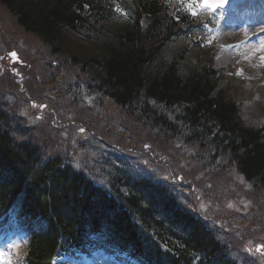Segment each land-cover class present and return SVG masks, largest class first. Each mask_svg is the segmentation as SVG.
Instances as JSON below:
<instances>
[{"label": "trees", "instance_id": "trees-1", "mask_svg": "<svg viewBox=\"0 0 264 264\" xmlns=\"http://www.w3.org/2000/svg\"><path fill=\"white\" fill-rule=\"evenodd\" d=\"M0 5L48 50L54 58L49 68L65 64L75 69L66 75L75 80V88L86 86L89 94L110 103L103 111L99 106L79 111L81 94L74 92L69 99L65 91L66 101L58 105L48 88L39 89L33 69L24 82L28 96L42 101L47 95L66 111L59 114L56 108L59 124L65 119L86 124L96 143L100 137L126 150L135 137L133 147L140 150L125 151L132 157L121 156L127 166L117 157L120 168L108 164L92 177L85 172L92 169L69 165L52 152L46 158L33 138L17 137L0 105V230L24 235L14 264H55L83 233H106L105 250L136 252L141 264H241L218 232L182 207L170 179L156 182L138 171L158 165L165 174L152 156L164 157L173 172L190 175L206 195L207 185L220 189L237 175L254 201L264 204V124H247L240 105L220 89L216 53L180 0H0ZM0 85L28 103L10 69ZM113 109L121 112L120 120H111ZM127 116L139 123L141 135L115 130ZM53 120L50 114L41 123L60 135ZM134 161L137 169L130 166ZM231 236L238 243L237 234ZM245 264L262 263L249 258Z\"/></svg>", "mask_w": 264, "mask_h": 264}, {"label": "rangeland", "instance_id": "rangeland-1", "mask_svg": "<svg viewBox=\"0 0 264 264\" xmlns=\"http://www.w3.org/2000/svg\"><path fill=\"white\" fill-rule=\"evenodd\" d=\"M197 3V6L199 5L198 7H200V9L205 8L204 3H202L201 0H197ZM242 8L244 7L242 6ZM225 19L226 22L223 20L220 21L221 33L219 38V41L224 42L225 45L221 44L222 46L219 47V52H217L218 55L215 57L214 62L216 69L220 71V73L222 72L223 75L222 82L219 87L220 89L229 92L228 94L230 95V97H232L234 101L240 105L245 122L251 126L260 128V126L264 124V67L260 66L259 62L261 59H263V57L258 54L257 57L252 58V54L250 52V50L252 49L251 47L232 50L231 47L234 46V44L242 42V40L247 37L248 33L252 29L242 30L239 24H233L231 27L232 29L230 30L224 24L226 23L228 25L229 19ZM260 27L264 28V26ZM226 36L231 37L233 41L223 40V38ZM79 46L81 48H84L82 44H79ZM223 48H225L226 51H224ZM12 50H16V52L18 53L17 64H21V66H23L25 65L24 62H26L27 64L32 66L29 67L28 65V67L20 69V72L23 74L24 79L28 78L26 76L29 69H33L31 72H33L34 74L35 72H38L39 77H37L36 80L39 89L44 91L46 88H48V92L51 95L53 93L54 97H57L58 105H62L63 103H65L66 98L63 100L62 95L65 91L70 92L69 99L75 98L74 92H79L81 94L83 102L82 104H77V109L79 111L85 110L87 106L93 108L99 106V108L103 111V109L106 108V104L110 103L106 100L102 101L98 96L89 94L86 86H82V88L79 89L75 88V80L66 76L68 75V71H72L75 69H72L68 65L66 67L65 64H63L62 67L57 66L56 69L62 68L59 70L49 68V63H51V60H53L54 58L49 57L50 55L48 53V50L43 47L40 41H38L33 35L27 34L20 28H18L16 26L15 19L6 11L4 7H2V5H0V54L5 55L4 61L6 66H16V64L12 65L11 58H8V54ZM65 68H67V70ZM0 79H3V74L0 75ZM41 79H45V81L41 82ZM30 81L31 80L26 81V84L29 88L31 86ZM23 84L25 85V83ZM42 101H47L50 104L53 112L49 111L48 115L51 114L54 119V113L57 108V106L54 105V101L51 99L47 100V95L43 97ZM0 105L5 108L4 109L2 107V110L6 112L8 116L13 120L15 131L17 133L19 132L17 137H19L20 139H22L23 137L29 139L33 138L41 148L42 152H47L46 158H49L50 152H52V156L61 155L66 158V163L69 165H73L77 168H83L85 170H87L86 168H90L98 171L99 168L100 170L106 168V163H110L112 165L116 163L117 160L114 157H120L121 163L123 165L127 166L128 164L127 159L129 158H127V156V159H123L113 150L109 151L105 148H102L100 150V147H98L99 144L96 143V140H93L94 135L92 133L90 134L88 130L83 127L84 125L86 126V124L84 123L82 124L81 122L74 121L78 123L71 125V128L68 130V132H66L64 128H61V131L63 130L62 134L60 131V135H55V133L47 129V126H44V123H36L34 121L39 115V112L37 110L35 111L31 106H28L26 101H19L17 94H10L6 91L3 92L2 85H0ZM57 109L59 114L66 113V111L62 113L61 109ZM112 111L113 112L111 113L114 116L111 117V120L115 121L114 118H116V116H118L120 120L121 112H118V109H113ZM97 120L101 121L99 118H97ZM50 122H53L52 126L55 128L57 121H55L54 119ZM64 122H67V119H65ZM124 122V125L126 127L123 125V123L121 125H118V123H116L115 130H118V132H120V135H127L128 137L134 133H136L137 135H141V129L138 122H131V120L128 119H125ZM106 124L107 123H104L105 129L107 131L112 130V128ZM17 128H19L20 130H17ZM56 128H58V126ZM133 139L135 140V137H133ZM133 139H131L130 142L127 143L129 146L137 145V141L135 143ZM94 145L95 147H93ZM71 150L75 151L73 155ZM130 166H134L133 168L137 169L135 162L130 163ZM95 170L89 171L90 173L95 175ZM161 170L163 169L161 168ZM161 170L159 168H149L147 171H145L144 169L138 171L139 174L143 176H148L150 174L149 177H152V179L156 182H160L164 181V178L161 176ZM85 172L90 175L87 171ZM130 175L132 177L135 176L132 173ZM217 180L218 179H213V181ZM229 183H233L236 189H241L236 198H232L230 196V194H232V191L229 189L234 188ZM244 187L245 186L241 185V180L237 176L235 177V181L230 180L229 182L224 183L223 188H220L218 190V195H220L223 200L208 201V207L206 208V210L207 212H210L211 210V212L208 213L209 216H211L213 214L212 210L216 209L219 211V209H224L223 213L225 215H227L228 212H231L228 216L229 220H231L233 224H236L241 229L248 228L249 231H260L257 233L264 234V204L259 201L258 204L254 203L253 200L248 201L246 197H244V192L242 191L244 190ZM169 188H171V185L169 186ZM177 189L178 187L173 186L171 188V191L179 199V193L177 192ZM179 191L180 194L182 193L183 195L185 194L186 196H189L187 192H184L185 190ZM244 191L245 194L247 193V196H250L249 190ZM181 199H183L182 196ZM187 199L189 200L187 202L180 200L179 201L184 208L192 211L191 209H193V203L191 202L190 197H187ZM222 205L224 207H221ZM202 210L206 211L204 207H202ZM192 212L194 213V211ZM210 227L214 229L212 223L210 224ZM240 228L235 227L233 228V231H235L239 239L242 240L246 238V234L243 231L247 230L243 229V231L241 232ZM220 234L221 232L218 233V237L223 243L229 241L228 238L224 237V235L221 236ZM261 238L264 239V236H262ZM262 239H260V241H262V243L264 244V240ZM250 248L251 242L246 247V251L248 252ZM231 254H233L232 256H234L235 259L239 260L241 255L242 260H246V255H244V253L239 249L232 248Z\"/></svg>", "mask_w": 264, "mask_h": 264}, {"label": "snow or ice", "instance_id": "snow-or-ice-1", "mask_svg": "<svg viewBox=\"0 0 264 264\" xmlns=\"http://www.w3.org/2000/svg\"><path fill=\"white\" fill-rule=\"evenodd\" d=\"M201 2L208 5L212 10H215V7H222L226 0H201ZM192 14L196 15L195 12ZM12 55L15 57L16 54L12 53ZM14 247H19V245H14Z\"/></svg>", "mask_w": 264, "mask_h": 264}, {"label": "bare ground", "instance_id": "bare-ground-1", "mask_svg": "<svg viewBox=\"0 0 264 264\" xmlns=\"http://www.w3.org/2000/svg\"><path fill=\"white\" fill-rule=\"evenodd\" d=\"M260 3H261V0H258L257 5H256L257 8H260V7L264 6L263 0H262V4H260ZM263 73H264V72H263ZM127 118H128L129 120H132V119H133V118L128 117V116H127ZM15 234H16V235H19V234H21V233L18 232V233H15Z\"/></svg>", "mask_w": 264, "mask_h": 264}, {"label": "water", "instance_id": "water-1", "mask_svg": "<svg viewBox=\"0 0 264 264\" xmlns=\"http://www.w3.org/2000/svg\"><path fill=\"white\" fill-rule=\"evenodd\" d=\"M226 4V2L224 3V5Z\"/></svg>", "mask_w": 264, "mask_h": 264}]
</instances>
